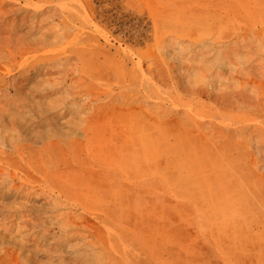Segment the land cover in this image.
Listing matches in <instances>:
<instances>
[{"label":"rangeland","instance_id":"1","mask_svg":"<svg viewBox=\"0 0 264 264\" xmlns=\"http://www.w3.org/2000/svg\"><path fill=\"white\" fill-rule=\"evenodd\" d=\"M0 264H264V0H0Z\"/></svg>","mask_w":264,"mask_h":264}]
</instances>
